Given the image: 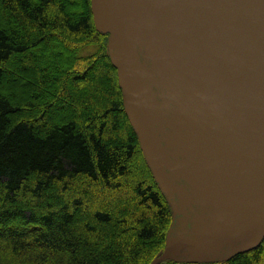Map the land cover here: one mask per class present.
I'll return each instance as SVG.
<instances>
[{
	"label": "trees",
	"instance_id": "trees-1",
	"mask_svg": "<svg viewBox=\"0 0 264 264\" xmlns=\"http://www.w3.org/2000/svg\"><path fill=\"white\" fill-rule=\"evenodd\" d=\"M107 36L90 0H0V264H149L164 247L171 208ZM225 264H264V239Z\"/></svg>",
	"mask_w": 264,
	"mask_h": 264
},
{
	"label": "water",
	"instance_id": "water-1",
	"mask_svg": "<svg viewBox=\"0 0 264 264\" xmlns=\"http://www.w3.org/2000/svg\"><path fill=\"white\" fill-rule=\"evenodd\" d=\"M128 121L171 208L165 260L264 239V0H90Z\"/></svg>",
	"mask_w": 264,
	"mask_h": 264
},
{
	"label": "flooded vegetation",
	"instance_id": "flooded-vegetation-1",
	"mask_svg": "<svg viewBox=\"0 0 264 264\" xmlns=\"http://www.w3.org/2000/svg\"><path fill=\"white\" fill-rule=\"evenodd\" d=\"M168 264H186V263H179V262H167ZM226 262H218V263H200V264H225ZM190 264V263H189ZM196 264V263H194Z\"/></svg>",
	"mask_w": 264,
	"mask_h": 264
},
{
	"label": "rangeland",
	"instance_id": "rangeland-1",
	"mask_svg": "<svg viewBox=\"0 0 264 264\" xmlns=\"http://www.w3.org/2000/svg\"><path fill=\"white\" fill-rule=\"evenodd\" d=\"M52 53V52H51ZM53 53H55V50H54V52ZM53 53L51 54V55H53ZM50 54V53H49ZM160 264H168L167 262H164V263H160Z\"/></svg>",
	"mask_w": 264,
	"mask_h": 264
}]
</instances>
